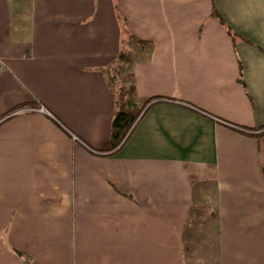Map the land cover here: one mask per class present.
Masks as SVG:
<instances>
[{
    "label": "crops",
    "instance_id": "crops-1",
    "mask_svg": "<svg viewBox=\"0 0 264 264\" xmlns=\"http://www.w3.org/2000/svg\"><path fill=\"white\" fill-rule=\"evenodd\" d=\"M0 264H264V0H0Z\"/></svg>",
    "mask_w": 264,
    "mask_h": 264
},
{
    "label": "trees",
    "instance_id": "trees-1",
    "mask_svg": "<svg viewBox=\"0 0 264 264\" xmlns=\"http://www.w3.org/2000/svg\"><path fill=\"white\" fill-rule=\"evenodd\" d=\"M229 31L232 36V32L230 29ZM124 55H126V53L123 54V56ZM124 57H125L124 60L126 61V56ZM117 90H118L117 92L119 95L117 98H119L122 93L128 94V91L132 92L131 88H129L127 85H123L122 88L119 87ZM150 99L151 98L145 99L142 107L145 105V103H148ZM131 104H135V102L129 103V104L125 103L122 106L117 100V108L115 109L114 115L111 120V130H110V135L106 142V145L104 147H100V146L95 147V148L92 147L93 149L112 150L113 148L121 145V143L125 140V138L130 133L131 129L133 128L134 124L136 123L137 117L139 116L141 112V108H142V107L140 108L139 106H137L138 108L137 112L134 114H131L129 113V106ZM236 127H239V126H236ZM239 128L244 129V127H239Z\"/></svg>",
    "mask_w": 264,
    "mask_h": 264
},
{
    "label": "rangeland",
    "instance_id": "rangeland-1",
    "mask_svg": "<svg viewBox=\"0 0 264 264\" xmlns=\"http://www.w3.org/2000/svg\"><path fill=\"white\" fill-rule=\"evenodd\" d=\"M117 62H115V63H113V65H112V70L111 71H113L114 69H116L117 67ZM137 104H131L130 106H129V113H131V114H134V113H136L137 112Z\"/></svg>",
    "mask_w": 264,
    "mask_h": 264
},
{
    "label": "built area",
    "instance_id": "built-area-1",
    "mask_svg": "<svg viewBox=\"0 0 264 264\" xmlns=\"http://www.w3.org/2000/svg\"><path fill=\"white\" fill-rule=\"evenodd\" d=\"M40 109H42V107Z\"/></svg>",
    "mask_w": 264,
    "mask_h": 264
}]
</instances>
